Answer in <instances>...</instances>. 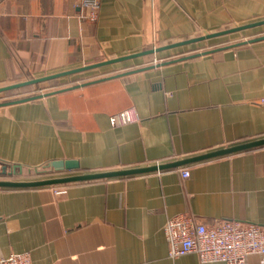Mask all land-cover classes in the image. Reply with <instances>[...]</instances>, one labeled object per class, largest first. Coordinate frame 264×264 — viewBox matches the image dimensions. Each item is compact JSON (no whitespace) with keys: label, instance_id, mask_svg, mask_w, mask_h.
I'll return each mask as SVG.
<instances>
[{"label":"crops","instance_id":"obj_1","mask_svg":"<svg viewBox=\"0 0 264 264\" xmlns=\"http://www.w3.org/2000/svg\"><path fill=\"white\" fill-rule=\"evenodd\" d=\"M85 13L80 0H0V87L262 21L264 0H101L96 21ZM263 37L264 25L54 79L62 85L44 93H0V181L57 160L78 163L65 175L105 172L263 139ZM14 166L21 174H3ZM181 213L264 227V147L110 180L0 188V258L202 264L168 256L163 225Z\"/></svg>","mask_w":264,"mask_h":264},{"label":"built area","instance_id":"obj_2","mask_svg":"<svg viewBox=\"0 0 264 264\" xmlns=\"http://www.w3.org/2000/svg\"><path fill=\"white\" fill-rule=\"evenodd\" d=\"M85 9L84 17L96 21L101 0H80ZM183 178L189 169L180 171ZM54 186V187H61ZM164 239L168 245V256L177 258L196 254L202 264H246L249 256L264 255V227L256 224L243 225L237 221L221 220L206 225L188 213H181L166 220L163 225ZM0 264H31L29 252L12 253L0 258Z\"/></svg>","mask_w":264,"mask_h":264},{"label":"water","instance_id":"obj_3","mask_svg":"<svg viewBox=\"0 0 264 264\" xmlns=\"http://www.w3.org/2000/svg\"><path fill=\"white\" fill-rule=\"evenodd\" d=\"M262 25H264V20L253 22L250 24H245L242 26H237V27L223 30L220 32H216V33L206 34L198 38H194V39L183 41V42H178V43L171 44L168 46H163L160 48H155L147 52L133 54L130 56L116 58L113 60H108L105 62L85 66V67L74 69V70H69V71L60 72V73L49 75V76L35 78V79L27 80L25 82L16 83V84H11L8 86L0 87V93H4L7 91L19 89V88L30 86V85L45 83L48 81H52L54 79H59L61 77L70 76V75L83 72V71H87L90 69H94L97 67L125 61V60L132 59V58L139 57V56L155 54V53H158L164 50L180 47V46L187 45L193 42L203 41V40L220 37V36H225V35L244 31V30L255 28L258 26H262ZM259 39H262V38H257L252 41H256ZM261 147H264V138L259 139V140H254L251 142L242 143V144L235 145V146H231L228 148L215 150V151L201 154L198 156H193V157H189V158H185V159H181V160H177L173 162H168V163L155 164L151 166L136 167V168L123 169V170H114V171H105V172L71 174V175H65V176H60V177L45 178V179L30 180V181H0V188L54 187V186L67 185V184H73V183L110 180V179H115V178L129 177V176H135V175H141V174L174 169V168H178L184 165H189V164H194V163H198V162H202V161H206V160H210L214 158L229 156L232 154H236V153H240V152H244V151L252 150L256 148H261ZM16 169H19V171L17 172ZM41 169H42L41 172L37 170H34V171L36 173H41V174H53V173L57 174V173H65V172H75L78 169V163L76 161L57 160V161H51V162H47L43 164L41 166ZM2 171H3V174H7V175L21 174V168L19 166L12 167L10 171H7L6 168L4 167Z\"/></svg>","mask_w":264,"mask_h":264},{"label":"rangeland","instance_id":"obj_4","mask_svg":"<svg viewBox=\"0 0 264 264\" xmlns=\"http://www.w3.org/2000/svg\"><path fill=\"white\" fill-rule=\"evenodd\" d=\"M62 84H60L59 81H52V82H48V83H41V84H37L34 85L33 88L28 91L29 94L31 95H36V94H40V93H44L47 92L49 90L55 89L56 87H60ZM8 97H16L13 95H10ZM1 101V99H0ZM41 168H39L37 171L41 172ZM60 176H65V174L63 173H53V174H41V173H36L34 170L31 172H23V175L20 177H16L15 179H20L19 181H25L26 179L29 180H39V179H45V178H53V177H60ZM27 180V181H29Z\"/></svg>","mask_w":264,"mask_h":264},{"label":"trees","instance_id":"obj_5","mask_svg":"<svg viewBox=\"0 0 264 264\" xmlns=\"http://www.w3.org/2000/svg\"><path fill=\"white\" fill-rule=\"evenodd\" d=\"M53 81V80H52ZM52 81H49V82H52ZM37 85V84H36ZM33 88L32 85L30 86H27V87H23V88H19V89H16L14 91H8L6 94L7 95H14V94H19V93H23V92H28L30 91L31 89Z\"/></svg>","mask_w":264,"mask_h":264}]
</instances>
